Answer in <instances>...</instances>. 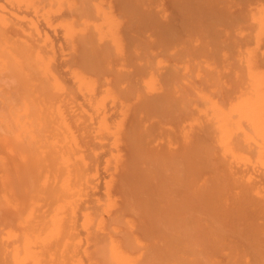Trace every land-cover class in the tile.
I'll use <instances>...</instances> for the list:
<instances>
[{
	"label": "bare ground",
	"instance_id": "bare-ground-1",
	"mask_svg": "<svg viewBox=\"0 0 264 264\" xmlns=\"http://www.w3.org/2000/svg\"><path fill=\"white\" fill-rule=\"evenodd\" d=\"M0 264H264V0H0Z\"/></svg>",
	"mask_w": 264,
	"mask_h": 264
}]
</instances>
